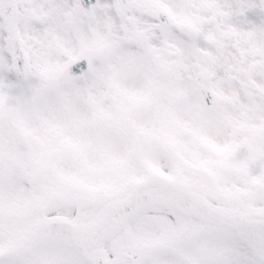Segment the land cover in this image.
<instances>
[{"label": "snow or ice", "instance_id": "snow-or-ice-1", "mask_svg": "<svg viewBox=\"0 0 264 264\" xmlns=\"http://www.w3.org/2000/svg\"><path fill=\"white\" fill-rule=\"evenodd\" d=\"M0 264H264V0H0Z\"/></svg>", "mask_w": 264, "mask_h": 264}]
</instances>
